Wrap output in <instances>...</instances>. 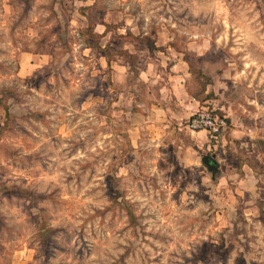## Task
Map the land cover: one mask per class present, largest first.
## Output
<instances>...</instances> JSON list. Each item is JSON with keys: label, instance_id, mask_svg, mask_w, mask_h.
<instances>
[{"label": "rangeland", "instance_id": "rangeland-1", "mask_svg": "<svg viewBox=\"0 0 264 264\" xmlns=\"http://www.w3.org/2000/svg\"><path fill=\"white\" fill-rule=\"evenodd\" d=\"M144 59L189 65L199 99L220 82L217 143L195 110L156 120ZM242 123L264 133V0H0V264H264Z\"/></svg>", "mask_w": 264, "mask_h": 264}, {"label": "crops", "instance_id": "crops-1", "mask_svg": "<svg viewBox=\"0 0 264 264\" xmlns=\"http://www.w3.org/2000/svg\"><path fill=\"white\" fill-rule=\"evenodd\" d=\"M129 51L133 53L131 50ZM144 64L145 69L142 64L139 67V78L155 85L151 87L152 90L149 89L150 95L161 94V99L165 96L172 101L170 107L167 104L164 105L163 101L162 104L159 102L162 113L159 116L161 118L156 120L171 122L173 127H177L192 110H197L208 104L212 103L213 109L220 114H222L221 111L226 112L229 108L227 100L223 102L219 100L222 92H220L221 85L218 80L215 85L220 86V89L213 87L209 91L215 98L206 94L205 97L199 99L188 89L191 78L189 65H183L180 61L172 63L165 73V77H162L158 71L156 72L158 65L152 60H145ZM161 79L163 82H160L159 85ZM204 92L207 93L206 90ZM164 125L167 126V124ZM157 126L160 128V126L163 127V124ZM239 126L237 129L231 130L232 134H237V215L245 217L249 224L263 230L261 221H264V133H259L260 131L250 124L242 123ZM195 133L204 135L206 132L196 131Z\"/></svg>", "mask_w": 264, "mask_h": 264}, {"label": "built area", "instance_id": "built-area-1", "mask_svg": "<svg viewBox=\"0 0 264 264\" xmlns=\"http://www.w3.org/2000/svg\"><path fill=\"white\" fill-rule=\"evenodd\" d=\"M188 127L193 131H204L217 143L223 133L228 129V121L225 115L219 114L208 106L194 111L188 119Z\"/></svg>", "mask_w": 264, "mask_h": 264}, {"label": "water", "instance_id": "water-1", "mask_svg": "<svg viewBox=\"0 0 264 264\" xmlns=\"http://www.w3.org/2000/svg\"><path fill=\"white\" fill-rule=\"evenodd\" d=\"M203 161L209 159L213 164L216 163V161L214 160V157L213 156H209V155H205L202 157Z\"/></svg>", "mask_w": 264, "mask_h": 264}, {"label": "flooded vegetation", "instance_id": "flooded-vegetation-1", "mask_svg": "<svg viewBox=\"0 0 264 264\" xmlns=\"http://www.w3.org/2000/svg\"><path fill=\"white\" fill-rule=\"evenodd\" d=\"M205 162H206L207 166H209V167H213L216 165V164H213L209 159H207Z\"/></svg>", "mask_w": 264, "mask_h": 264}, {"label": "trees", "instance_id": "trees-1", "mask_svg": "<svg viewBox=\"0 0 264 264\" xmlns=\"http://www.w3.org/2000/svg\"><path fill=\"white\" fill-rule=\"evenodd\" d=\"M107 31V27L105 26V31L104 32H106ZM92 34V33H91ZM108 58V57H107ZM107 62L109 63V60L107 59ZM220 114V113H219Z\"/></svg>", "mask_w": 264, "mask_h": 264}]
</instances>
